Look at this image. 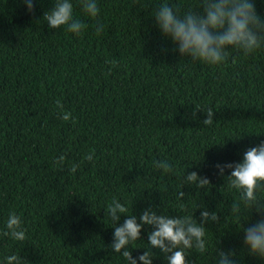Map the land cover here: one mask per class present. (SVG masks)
<instances>
[{"label":"trees","instance_id":"16d2710c","mask_svg":"<svg viewBox=\"0 0 264 264\" xmlns=\"http://www.w3.org/2000/svg\"><path fill=\"white\" fill-rule=\"evenodd\" d=\"M32 2L30 13L24 0H0V264L10 255L21 264H127L110 247L113 199L138 223L146 209L197 222L217 212L219 222L205 225L206 252L186 250L188 264H217L220 251L234 253L235 264H264L244 243V229L264 216L243 206L239 218L231 214L239 193L227 186L231 170L221 176L216 167L264 142V46L248 56L230 49L219 66L182 56L153 14L163 4L180 16L201 12V0H95L96 18L70 0L86 25L80 35L48 27L55 0ZM253 3L264 18V0ZM165 160L171 172L155 167ZM192 171L211 185H184ZM12 212L23 241L3 235ZM151 231L145 225L129 246L133 258L150 247ZM152 251V264H167Z\"/></svg>","mask_w":264,"mask_h":264},{"label":"clouds","instance_id":"9594fccd","mask_svg":"<svg viewBox=\"0 0 264 264\" xmlns=\"http://www.w3.org/2000/svg\"><path fill=\"white\" fill-rule=\"evenodd\" d=\"M28 11L34 12L32 0H24ZM83 12L96 18L99 8L95 0H81ZM201 12L189 10L183 16L178 15L172 7L163 4L154 12L158 27L162 33L170 37L177 45L179 53L193 61H200L210 66H219L225 63L230 55V49H236L245 56L255 53L264 46V18L258 15L253 0H201ZM44 21L50 29H59L66 26L69 32L80 35L86 25L73 18V4L70 0H55L54 7L45 12ZM103 25L97 27V35L103 30ZM115 65V61H110ZM56 106L61 109V118L68 121L70 113L63 112V104L58 100ZM199 109V108H197ZM207 118L203 121L206 126L213 124L214 112L211 108L207 111ZM94 152L87 154L84 159L92 162ZM65 157L61 156L56 161L63 164ZM78 164H73L70 171L75 173ZM155 167L165 173L172 171L168 161H156ZM219 174L224 175L225 169H230L226 176L227 186L230 190L239 193L238 200L231 205V214L239 218L241 208L255 209L264 216V201L258 198L257 193L264 191V142L257 147L249 148L239 163L217 164ZM194 185L198 189H205L211 185L207 177L200 176L192 171L184 177V185ZM185 196L183 191L178 194V199ZM184 208V205H181ZM127 207L118 200L113 199L105 210V216L113 222V242L110 247L115 253H120L127 264H152L153 249L161 251L167 264H188L185 251L195 249L203 254L207 250L206 223L219 222L217 212L204 210L201 212V221L197 222L192 215L170 217L157 214L151 209H146L140 216V222L134 214L128 215ZM128 218L119 223L121 216ZM145 225L153 227L148 235V245L142 255L133 258L129 246L141 240V232ZM7 231L3 233L13 240L26 239L22 227L21 217L12 212L5 223ZM244 243L250 253L264 258V218L244 229ZM234 253L220 251L217 264H235L231 258ZM6 264H21V258L10 255Z\"/></svg>","mask_w":264,"mask_h":264}]
</instances>
